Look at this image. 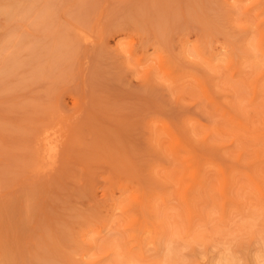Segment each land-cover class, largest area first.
<instances>
[{
    "label": "rangeland",
    "instance_id": "obj_1",
    "mask_svg": "<svg viewBox=\"0 0 264 264\" xmlns=\"http://www.w3.org/2000/svg\"><path fill=\"white\" fill-rule=\"evenodd\" d=\"M0 264H264V0H0Z\"/></svg>",
    "mask_w": 264,
    "mask_h": 264
},
{
    "label": "bare ground",
    "instance_id": "obj_2",
    "mask_svg": "<svg viewBox=\"0 0 264 264\" xmlns=\"http://www.w3.org/2000/svg\"><path fill=\"white\" fill-rule=\"evenodd\" d=\"M52 155V154H51ZM54 155V154H53ZM52 157V156H51Z\"/></svg>",
    "mask_w": 264,
    "mask_h": 264
}]
</instances>
